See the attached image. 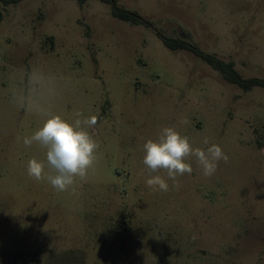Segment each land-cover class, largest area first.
I'll list each match as a JSON object with an SVG mask.
<instances>
[{
	"label": "rangeland",
	"instance_id": "1",
	"mask_svg": "<svg viewBox=\"0 0 264 264\" xmlns=\"http://www.w3.org/2000/svg\"><path fill=\"white\" fill-rule=\"evenodd\" d=\"M118 3L264 79V0ZM34 68L57 79L52 114L97 118V159L67 191L27 174L46 150L23 138L47 117L12 97ZM169 126L228 162L205 177L189 157L178 189L152 191L143 144ZM0 264H264V88L243 91L100 1L0 0Z\"/></svg>",
	"mask_w": 264,
	"mask_h": 264
},
{
	"label": "clouds",
	"instance_id": "2",
	"mask_svg": "<svg viewBox=\"0 0 264 264\" xmlns=\"http://www.w3.org/2000/svg\"><path fill=\"white\" fill-rule=\"evenodd\" d=\"M60 95L56 77L43 69L34 68L27 73L21 89L13 95L12 100L24 111L47 117L39 129L23 138L26 147L35 142L46 150L44 161L36 158L28 161V176L36 181L46 180L54 190L63 192L69 190L77 179L87 177L88 170L97 159L100 145L85 130V126L95 129V116L70 122L49 111L51 103ZM76 115L79 117L82 113ZM180 122L189 123L186 117ZM203 144L209 145L207 138ZM143 153L142 162L149 171L146 186L160 192L178 189V177L192 174V166L187 162L189 157H195L205 177L213 176L219 163H227L229 159L220 145L212 143L206 149L193 147L188 136L181 135L171 126L162 128L157 139H148L143 144ZM46 168L50 171H46ZM160 172L164 175L158 174ZM168 181H172V184Z\"/></svg>",
	"mask_w": 264,
	"mask_h": 264
},
{
	"label": "trees",
	"instance_id": "3",
	"mask_svg": "<svg viewBox=\"0 0 264 264\" xmlns=\"http://www.w3.org/2000/svg\"><path fill=\"white\" fill-rule=\"evenodd\" d=\"M4 4H15L22 0H1ZM78 3L80 7L84 6L89 1L92 0H72ZM101 3L110 6L112 15L121 20L131 23H140L148 27H151L158 38L162 41L164 46L171 51H188L201 59L212 69L219 72L224 79L237 87L241 88L243 91H251L256 87L264 88V79L260 78H244L235 68L232 62H226L218 58L215 54L207 53L200 49L196 44L186 40V39H173L164 35L155 26L151 24L150 21L142 17L138 12L125 9L121 7L118 0H96Z\"/></svg>",
	"mask_w": 264,
	"mask_h": 264
}]
</instances>
